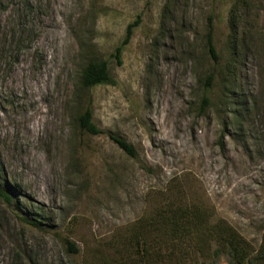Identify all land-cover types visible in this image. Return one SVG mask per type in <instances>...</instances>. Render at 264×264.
<instances>
[{
    "label": "rangeland",
    "instance_id": "1",
    "mask_svg": "<svg viewBox=\"0 0 264 264\" xmlns=\"http://www.w3.org/2000/svg\"><path fill=\"white\" fill-rule=\"evenodd\" d=\"M101 61L115 83L77 101ZM87 108L136 156L82 131ZM0 170L15 198H0V264H143L140 238L156 260L149 223L167 203L210 212L258 256L264 0H0ZM216 249L186 264H231Z\"/></svg>",
    "mask_w": 264,
    "mask_h": 264
},
{
    "label": "trees",
    "instance_id": "2",
    "mask_svg": "<svg viewBox=\"0 0 264 264\" xmlns=\"http://www.w3.org/2000/svg\"><path fill=\"white\" fill-rule=\"evenodd\" d=\"M135 25L131 24L127 27L124 41L115 50L114 58L119 65L122 63V51L129 43ZM207 44L210 56L217 60L212 34H209ZM211 80V77L207 79L208 86ZM114 83L109 62H90L82 71L75 99L81 100L85 93L97 86ZM202 103L208 105L209 101L204 98ZM75 122L82 131L90 135L106 134L127 155L136 156L133 146L124 139L97 127L93 122V112L90 108L78 115ZM1 177L2 171L0 170V198L10 205L14 203L15 198L2 184ZM212 218L213 214L210 212L192 205L175 207L169 203L164 204L157 212L156 218L151 219L149 223L151 233L157 232L161 237V241L156 244L158 258L152 260V243L147 240L141 241L140 238L137 243L141 255L139 262L143 264H186L189 251L195 249L196 253L202 252V257L206 258L211 248L216 245L215 255L228 254L232 258L231 264H264V239L258 256L253 257V253L249 252V243L231 225L222 220L212 223ZM32 225L36 226L33 223ZM192 237L195 238V247L189 244ZM67 243L72 252L78 253L73 243Z\"/></svg>",
    "mask_w": 264,
    "mask_h": 264
}]
</instances>
